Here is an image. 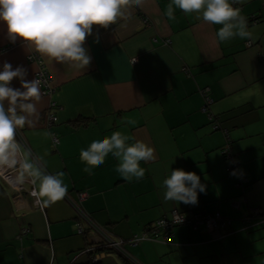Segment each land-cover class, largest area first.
<instances>
[{"label": "crops", "instance_id": "0c3cea01", "mask_svg": "<svg viewBox=\"0 0 264 264\" xmlns=\"http://www.w3.org/2000/svg\"><path fill=\"white\" fill-rule=\"evenodd\" d=\"M168 3L143 0L108 28L94 25L85 68L40 54L56 91L41 93L32 125L18 130L17 139L48 173H65L69 195L114 239L149 237V227L174 209L219 213L226 223L213 231L178 225L171 241L126 244L136 264H264V0L235 4L252 35L228 42L216 35L222 25L196 13L175 9L176 19L169 20ZM34 51L23 38L13 43L0 21V71L9 62L26 68L27 80L36 79L41 64L28 60ZM11 86L22 88L18 78ZM52 100L60 107L52 109L58 118L48 127ZM118 130L134 137L129 143L142 140L155 150L154 160L141 161L142 179L123 178L111 153L92 174L83 171L81 149ZM177 168L195 172L206 185L198 204L164 200L162 182ZM82 191L89 195L80 201ZM78 223L67 200L41 211L26 191H13L0 178V264H91L83 251L99 234L86 220L79 232ZM25 226L31 231L20 235ZM99 264L132 263L109 249Z\"/></svg>", "mask_w": 264, "mask_h": 264}, {"label": "clouds", "instance_id": "9594fccd", "mask_svg": "<svg viewBox=\"0 0 264 264\" xmlns=\"http://www.w3.org/2000/svg\"><path fill=\"white\" fill-rule=\"evenodd\" d=\"M142 3L143 0H0V21L6 22L8 37L13 43L18 37L23 38L27 46H34L42 56L85 68L92 59L85 43L93 33V26L108 28L124 17L132 5ZM245 3L246 0H170L165 15L175 20V9L189 15L196 13L207 23L222 25L216 35L221 42H228L237 36L245 39L252 35L241 8L234 6ZM26 76V68L14 69L9 62H4L0 71V176L7 170H16L13 187L19 190L26 181L38 185L32 195L38 203L47 206L64 199L68 185L64 183V172L48 173L32 157L31 150L17 139L18 130L32 125L31 117L37 114L41 100V82L29 81ZM14 78L20 80L22 88L11 86ZM127 123L134 125L136 121L129 119ZM133 139L118 130L92 141L87 149L80 151V159L87 165L83 171L92 174L93 168L104 164L111 153L119 159L116 171L123 178L142 179L145 169L141 161L154 160L155 150L142 140L129 143ZM162 187L164 200L177 204L196 205L199 193L206 192L200 176L182 168L172 170Z\"/></svg>", "mask_w": 264, "mask_h": 264}, {"label": "built area", "instance_id": "2783aa9c", "mask_svg": "<svg viewBox=\"0 0 264 264\" xmlns=\"http://www.w3.org/2000/svg\"><path fill=\"white\" fill-rule=\"evenodd\" d=\"M235 6V5H234ZM147 21V20H146ZM250 44V42H248ZM28 60L29 61H35L38 64L42 63V57L40 53L37 51L31 52L28 55ZM133 61H135L133 59ZM36 79L39 80L40 83V88H41V93L43 96H49L51 97L55 91L56 88L52 84V78L50 75L49 70L46 68V66H43L42 64L40 65L39 70L36 73ZM202 94L205 97L206 103L210 104L212 102V99L208 95V89H202ZM51 110L48 113L47 116V126L51 127L56 121H57V115L55 113V110L52 111L53 108L57 109L59 108V104L55 101H51L49 104ZM19 139L21 138V135L18 131L17 133ZM52 139L53 142L56 144L58 143V137L55 133H52ZM223 153L225 156L229 159L230 161V166H229V171L231 173L235 172V169L237 168L236 163L234 158L231 156V153L229 151V148L226 147L223 150ZM16 170H7L4 173V176H0V178L7 183L13 190L17 191L18 193L27 190L29 193V196L32 198V201L34 203L35 208L40 209V210H45V206L42 203L37 202V198L32 195V192L36 187L30 182L26 181L23 185L19 187V190H16L15 187H13V182L15 180L16 176ZM243 181H247V178H244ZM88 192L83 191L79 193L78 199L80 201L86 199L88 197ZM73 206L76 209L77 212V218H78V231L83 232V220L88 221L92 227L98 232L99 234V240L97 244H93L90 246H87L86 249L83 251L87 253L90 257V261L93 264H97L102 256V253H104L106 250L113 249L125 258H127L129 261H131L133 264H136V261L132 258V256L128 253V251L125 249L126 244L130 245H135L137 244L141 239L144 238H162L163 240H172V232L175 226L178 225H189L194 228H201L204 227V229L208 231H213L218 229L219 227L225 225V221L222 220L221 216L219 213H214V214H209L203 211H196L191 215L185 214L180 212L177 209L172 210L171 217L170 218H161L154 222L152 226L149 227V230H151L150 236H146L145 233L139 235L136 234L132 238L128 240L124 239H114L113 237L110 236V234L100 225L95 223L88 214H86L77 203L72 201ZM258 213V212H257ZM163 222V223H162ZM30 231V228L28 226H25L21 229V234L23 235L24 233H27ZM154 234V235H153Z\"/></svg>", "mask_w": 264, "mask_h": 264}, {"label": "bare ground", "instance_id": "6f19581e", "mask_svg": "<svg viewBox=\"0 0 264 264\" xmlns=\"http://www.w3.org/2000/svg\"><path fill=\"white\" fill-rule=\"evenodd\" d=\"M25 147L27 148V149H29V147L27 146V145H25ZM7 184V183H6ZM8 185V184H7ZM9 186V185H8ZM10 187V186H9ZM35 187H36V185H35ZM36 189H37V187H36ZM13 191H15V190H13ZM24 191H26L27 192V190H24ZM17 192V191H16ZM23 192V191H22ZM83 192V191H82ZM28 193V192H27ZM79 193L80 192H78V196H79ZM29 194V193H28ZM65 200H67L68 202H70V204L73 206V204H72V201H74V199L69 195V193L67 192V195H66V197L64 198ZM75 202V201H74ZM76 203V202H75ZM75 208V207H74ZM37 209V208H36ZM38 210H40V209H38ZM42 211V210H41ZM43 211H45V210H43ZM29 227V226H28ZM30 228V227H29ZM30 231H31V228H30ZM29 231V232H30ZM28 233V232H27ZM24 234H26V233H24ZM102 257V256H101ZM89 261H90V258H89ZM91 262V261H90ZM101 262V259H100V261L97 263V264H99ZM71 264H73V262L71 263ZM91 264H93L92 262H91ZM96 264V263H95Z\"/></svg>", "mask_w": 264, "mask_h": 264}, {"label": "trees", "instance_id": "16d2710c", "mask_svg": "<svg viewBox=\"0 0 264 264\" xmlns=\"http://www.w3.org/2000/svg\"><path fill=\"white\" fill-rule=\"evenodd\" d=\"M117 252V251H116ZM118 254H120L119 252H117ZM121 256H122V254H120ZM122 257H124V256H122ZM125 258V257H124ZM128 258V257H127ZM126 258V259H127ZM128 260V259H127ZM129 261V260H128ZM130 263H132L131 261H129ZM91 263V262H90ZM73 264H75L74 262H73ZM133 264V263H132Z\"/></svg>", "mask_w": 264, "mask_h": 264}]
</instances>
